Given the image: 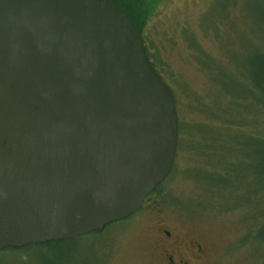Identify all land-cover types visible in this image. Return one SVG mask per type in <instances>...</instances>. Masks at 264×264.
Masks as SVG:
<instances>
[{
    "label": "water",
    "instance_id": "1",
    "mask_svg": "<svg viewBox=\"0 0 264 264\" xmlns=\"http://www.w3.org/2000/svg\"><path fill=\"white\" fill-rule=\"evenodd\" d=\"M177 142L172 92L113 0H0V252L129 218Z\"/></svg>",
    "mask_w": 264,
    "mask_h": 264
},
{
    "label": "rangeland",
    "instance_id": "2",
    "mask_svg": "<svg viewBox=\"0 0 264 264\" xmlns=\"http://www.w3.org/2000/svg\"><path fill=\"white\" fill-rule=\"evenodd\" d=\"M149 16L142 35L177 102L173 172L140 211L102 235L20 255L0 253V264H166L163 231L200 245L204 264H264L257 71L264 63V0H162ZM229 94H240L242 102ZM221 112H239L246 124L240 141L223 138L226 152H219Z\"/></svg>",
    "mask_w": 264,
    "mask_h": 264
},
{
    "label": "trees",
    "instance_id": "3",
    "mask_svg": "<svg viewBox=\"0 0 264 264\" xmlns=\"http://www.w3.org/2000/svg\"><path fill=\"white\" fill-rule=\"evenodd\" d=\"M120 8H122L131 18L132 23L134 24V26H136L141 34L143 33V25L145 23L146 20H148V18L150 17V13L152 12V10L158 6V4L160 3V1L162 0H113ZM143 38V43H144V48L146 51V56L148 57L151 66L155 69V71L160 75V72L158 70V67H156L155 62L151 56V54L149 53V48L147 46L146 40L144 38V36L142 35ZM256 65V63H255ZM257 71L258 74L260 73V75H262V85H258V87H260L259 89L261 90L262 96L259 99L258 98V103L261 106L262 109V115L264 116V63L259 61L257 64ZM161 76V75H160ZM162 77V76H161ZM257 85H255V87H257ZM257 87V88H258ZM172 92V91H171ZM173 98H174V102H175V108H176V113L178 114V110H177V102H176V96L175 94H173ZM251 96L253 94H250ZM229 96L231 97L232 100L234 101H238V102H242L241 99V95L240 94H229ZM251 109L246 108V114H250ZM238 114H240L239 112H234V113H228L225 114V112H221V116L218 118V120L221 122V125L223 126V129L220 133H217L218 135V139L220 142L219 145V152H226V147L224 146V142H223V138L228 137L230 142L231 140L238 142L240 141L244 134L242 133L243 128L246 126L245 122L241 119V116H238ZM261 114V112H260ZM231 127L234 128V131L231 132ZM229 132V133H228ZM180 133L179 127H178V134ZM251 136L252 138H254L253 134H248V137ZM264 141V140H263ZM222 145V146H221ZM227 145V144H226ZM177 147H178V143H177ZM263 147H264V142H263ZM222 149V150H221ZM177 150H176V155H175V160L177 159ZM263 157H264V148H263ZM221 154V153H219ZM175 160H174V164H175ZM174 164L171 168L170 174L173 172L174 169ZM169 174V175H170ZM168 175V176H169ZM161 185V184H160ZM159 185V186H160ZM159 186L155 189V191L159 188ZM129 219V218H127ZM127 219L121 221L124 222ZM106 228L100 232H96V233H91L85 236H89V235H102L105 232ZM80 238H76V239H72V240H67V241H60V242H50V243H45V244H41V245H31L22 249H5L3 251H1L0 253H8V254H25L27 252H29L30 250H41V249H47V248H59L61 245H63L64 243H71V242H75L77 240H79Z\"/></svg>",
    "mask_w": 264,
    "mask_h": 264
},
{
    "label": "flooded vegetation",
    "instance_id": "4",
    "mask_svg": "<svg viewBox=\"0 0 264 264\" xmlns=\"http://www.w3.org/2000/svg\"><path fill=\"white\" fill-rule=\"evenodd\" d=\"M152 194L145 199L142 208ZM163 233L166 239L164 240L162 251L166 264H204V252L200 245L192 241H188L184 244L182 240H178L169 232L163 231Z\"/></svg>",
    "mask_w": 264,
    "mask_h": 264
}]
</instances>
